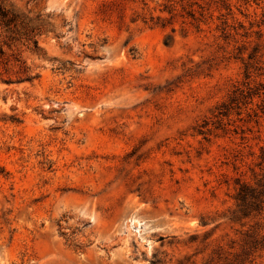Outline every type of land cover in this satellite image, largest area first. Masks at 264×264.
Returning a JSON list of instances; mask_svg holds the SVG:
<instances>
[{"label":"rangeland","instance_id":"rangeland-1","mask_svg":"<svg viewBox=\"0 0 264 264\" xmlns=\"http://www.w3.org/2000/svg\"><path fill=\"white\" fill-rule=\"evenodd\" d=\"M0 7V264H264V0Z\"/></svg>","mask_w":264,"mask_h":264},{"label":"trees","instance_id":"trees-1","mask_svg":"<svg viewBox=\"0 0 264 264\" xmlns=\"http://www.w3.org/2000/svg\"><path fill=\"white\" fill-rule=\"evenodd\" d=\"M0 14L1 15H5V11L1 7H0ZM0 53L3 54L4 51L1 49ZM16 60L20 61V59H18V58ZM20 63H21L22 69L25 70L27 68L26 65H25V61H21ZM0 172H2V168H0ZM259 185H260V189L264 190V183L260 182ZM240 186L241 187H240V189L238 191V196H237V200H238L237 205H238V209L242 210V206L244 205L245 200H248V198H247L248 196L243 195L242 192H243L244 189L250 188V186L248 185V183H245V182L241 183ZM253 197L254 196L252 195L251 198H253ZM261 200H264V199L261 197ZM257 241H258L257 238H255L253 240V243L250 245V249L249 250H247V247L244 246L241 249L240 252L235 254V260L232 263L226 262V264H249V263H251V261L253 259V258H251V256L253 255V252L255 251V249H257V247H258L257 246L258 245ZM223 251H224V247L221 244L217 245L213 249V252H217V253H220V254H222ZM223 264H225V262Z\"/></svg>","mask_w":264,"mask_h":264}]
</instances>
